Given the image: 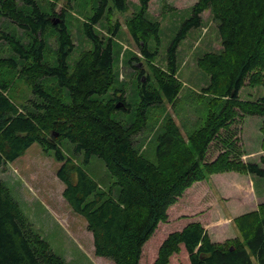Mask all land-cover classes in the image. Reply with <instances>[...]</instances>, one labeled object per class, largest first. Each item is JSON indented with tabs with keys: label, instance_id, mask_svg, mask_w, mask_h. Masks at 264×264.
Instances as JSON below:
<instances>
[{
	"label": "trees",
	"instance_id": "trees-1",
	"mask_svg": "<svg viewBox=\"0 0 264 264\" xmlns=\"http://www.w3.org/2000/svg\"><path fill=\"white\" fill-rule=\"evenodd\" d=\"M58 1L50 2V12H42L34 0H22V6L32 7L26 12L16 0H0V16L32 36L25 45L0 30V41L12 52L0 58V68L18 72L32 94L19 106L9 97L8 85L0 83V166L22 156L34 143L53 150L61 163L56 176L64 184L62 197L84 218L95 256L114 264H264V204L233 219L237 238L213 243L203 227L210 197L202 186L218 173L264 178V156L260 164L244 162L230 149H238L236 128L245 117L264 118V96L255 101L239 98L245 86L264 87V0H198L166 50L165 68L153 64L157 50L148 48L151 39L160 44L159 23L146 18L150 0H138L140 10L125 26L140 56L129 63L145 60L149 72L135 67L139 102L129 125L111 117L132 109L124 91L112 89V37L119 22L108 25L111 37L106 42L94 29L105 14L126 12L127 0H98L93 17L82 28L93 48L79 55L72 70L67 62L74 43L64 10L54 11ZM206 11L217 27L221 48L196 62L209 77L202 89V96L209 97L204 123L185 139L175 122L166 118L156 138V160L151 162L134 147L133 138L146 127L148 107L177 99L181 89L176 77L177 48L190 30L201 27ZM49 29L58 44L56 65L43 60V37ZM49 79L54 80L50 90L44 85ZM64 90L69 103L62 100ZM111 90L106 101L92 99ZM260 131L264 150V123ZM63 139L74 145L76 153H83V165L91 156L102 159L119 188L116 197H107L81 165L63 154ZM157 230L161 234L153 249L148 242ZM0 264H66L32 229L1 181Z\"/></svg>",
	"mask_w": 264,
	"mask_h": 264
},
{
	"label": "rangeland",
	"instance_id": "rangeland-1",
	"mask_svg": "<svg viewBox=\"0 0 264 264\" xmlns=\"http://www.w3.org/2000/svg\"><path fill=\"white\" fill-rule=\"evenodd\" d=\"M16 1L24 11L31 10V6H22V0ZM51 1L53 0H34L42 12H50ZM197 1H149L146 18L159 23L160 44L156 46L153 39L148 43L151 52L157 50V54L153 59L155 66L165 68L166 50L179 32L182 23L190 17L191 8ZM127 4L128 10L126 12L115 11L111 15L105 14L94 25L97 34L103 37L106 42L107 38L111 37L108 32V25L114 24L116 21L119 22L118 32L112 37L113 70L115 74L112 89L123 90L125 102L132 109L117 111L111 117L123 125H129L134 121V110L139 102V80L136 77L135 67L143 68L146 72H149L148 62L145 60L139 63L135 61L132 65L129 63L130 59L140 55L136 44L126 29L125 22L138 13L140 8L138 0H127ZM97 6L98 0H59L55 5L54 11L56 14L64 10V22L74 43V49L67 62L69 70H72L74 63L83 51L93 48L92 43L85 37L82 28L83 23L93 17ZM110 6L111 3L109 2ZM0 30L13 35L25 45L32 40L29 33L24 32L14 22L2 16H0ZM43 38L45 41L43 60L49 65H56L55 53L58 47L56 35L49 29ZM220 48L217 27L209 12L206 11L202 14L201 27L190 30L185 39L179 42L177 48L176 66L178 71L176 77L181 84L177 99L170 104L162 103L148 107L146 127L133 138L134 147L147 160L151 162L156 160V138L162 132V126L166 118L170 117L175 122L185 139L203 125L208 111L207 99L209 97L202 96V89L208 86L209 77L197 67L196 62L205 53L218 52ZM10 56H12V52L9 50L8 45L0 41V58ZM0 83L8 85L7 93L9 97L19 106L26 104L27 100L32 97L30 88L18 77V72L12 69L0 68ZM148 83L149 87L154 86L152 78ZM44 85L50 90L54 87V80H46ZM113 90L104 95H93L92 99L106 101L111 97ZM262 96H264L263 86H245L239 92L241 100L255 101ZM62 100L64 103H69L67 90L63 91ZM263 123V117H245L244 121L240 122L236 128L238 149L231 146L232 152L234 154L239 153L241 157H249L246 160L244 159L247 162L258 163V158L252 156L256 155L257 151L261 149L263 135L260 129ZM257 135L259 139H257ZM60 149L65 156L70 157L84 168L98 184L100 190L107 193V197L117 196L119 188L114 185L115 180L108 172L102 159L91 156L89 162L83 165V153H76L74 145L66 139L61 140ZM261 151L264 150L261 149ZM60 164L56 160L53 150L45 149L40 144L34 143L22 156L0 166V181L5 184L12 198L18 203L21 211L32 225V229L48 243L52 252L61 257L66 264H114L110 259L95 256L92 235L87 230L84 218L73 212L62 197L64 184L56 176ZM260 180L263 182L264 187V178H260ZM219 181L221 186L223 184L222 180ZM205 184L211 189L210 202L213 203L212 198L216 200L212 205L214 213L221 212L225 217L223 222L218 223L216 219L214 220V223L217 222L214 224V228H210V233L207 231L210 240L213 242V238L219 237L222 240L224 239L222 241L224 243L237 238L239 233L233 224V219L243 214L233 217L228 213L223 199L219 197L218 191L209 178ZM159 234L161 233L157 230L150 238L148 242L150 248H156Z\"/></svg>",
	"mask_w": 264,
	"mask_h": 264
},
{
	"label": "crops",
	"instance_id": "crops-1",
	"mask_svg": "<svg viewBox=\"0 0 264 264\" xmlns=\"http://www.w3.org/2000/svg\"><path fill=\"white\" fill-rule=\"evenodd\" d=\"M255 117V116H251ZM257 117V116H256ZM245 119V118H244ZM247 119V118H246ZM244 121V120H243ZM259 134V133H258ZM241 136V135H240ZM258 136V135H257ZM259 139V136L258 138ZM260 156H264V151H257L253 158H258V164H260ZM245 157V158H244ZM249 157L243 156L241 159H247ZM244 160V161H245ZM247 162V161H245ZM257 163V162H256ZM210 182L216 188L219 193V197L223 199L225 207L233 217L257 210L259 204L264 203V187L263 182L259 177L254 175H241L234 172H228L224 174H213L209 177ZM222 180V187L219 184V180ZM203 182L202 186L206 189L207 194L211 198V189ZM215 197V195H214ZM212 202L216 200L212 198ZM213 203L209 202L206 208V222L203 227L209 232L210 228H214L215 223L223 222L225 217L221 212L213 211ZM217 222L214 223V220ZM224 240V239H223ZM219 237L213 238V242L222 243L223 241Z\"/></svg>",
	"mask_w": 264,
	"mask_h": 264
}]
</instances>
